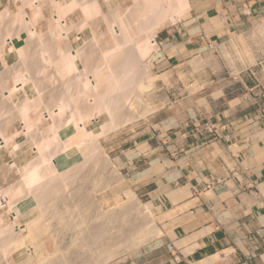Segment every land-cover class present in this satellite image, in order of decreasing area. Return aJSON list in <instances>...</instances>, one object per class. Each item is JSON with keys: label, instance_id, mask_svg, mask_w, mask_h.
I'll list each match as a JSON object with an SVG mask.
<instances>
[{"label": "bare ground", "instance_id": "bare-ground-1", "mask_svg": "<svg viewBox=\"0 0 264 264\" xmlns=\"http://www.w3.org/2000/svg\"><path fill=\"white\" fill-rule=\"evenodd\" d=\"M29 1L27 0V3ZM51 1L57 10L54 19L57 25L45 34L49 36V38L47 37L48 40L58 38V40L63 41L65 48H56L55 57H51L48 51L49 46L43 47L48 52L40 48L39 50L42 51L39 52L41 53L35 52V54L39 55V62L43 60L44 65L54 67L58 75H63L65 71L70 75V79H64L67 75L65 73L64 81L58 79V82L63 84V91L60 90L63 94L61 96L57 92L60 95L54 97L56 100L53 98L55 100L53 103H51L52 100H48L49 104L46 102V105L40 102L42 103L40 106L44 105V110L41 115L38 114L39 119L36 116L37 121L32 120L34 117L31 119L29 110H37L39 105L34 106L32 102H36L39 97L41 99V94L38 95L37 93V97H39L34 98L31 103H24L25 100L21 98L22 95L19 93L31 81H34L32 76L27 75L31 73H19L18 81L20 82L18 85L8 88L2 94L0 92L3 102V106L0 104L3 107V109L0 108V112L2 110L5 114V111L9 112L11 109H16L10 112H17L18 114L17 117L21 125L19 133L26 135V137L29 136L34 141L36 152V156L23 167L24 169L22 168L25 172L24 175H27L23 178V182L20 180L21 183H18L16 189H12V186L7 190H0V195L4 197L3 200H0V207L9 208L10 211L13 207H17V215L12 218L10 226H3V219L0 217V264H10L12 255L22 248L27 249L31 259L20 264H74L76 262L81 264H110L116 257H121V255L136 250L147 242L158 238L161 231L155 221L152 204L142 203L131 190L124 193L125 201L119 203L117 208L115 207L116 209L105 211L102 208L97 199L98 194L112 186L113 181L118 179L120 173L105 150H102L99 140L108 133L119 130L133 121L146 118L155 111L146 100L147 91L152 87L155 78L151 76L149 61L147 63H142V61L145 57H150L153 52L158 51L159 46L155 42L158 29L167 24V21L175 24L181 20L183 14L189 10V2L188 0H134L135 8L132 7L134 12L133 14L130 12L128 21L115 16V13L108 20L103 18L115 44L113 43L112 47L104 49L100 53L101 62L95 64L93 61L94 65L88 66L87 69L84 63L79 62L82 59L80 56L86 52L83 53L81 49L76 50L70 47L68 33L74 29L82 31L85 23L91 19L77 22L79 25L75 24L69 27L66 24V17L67 14L73 13V9L76 7L80 8L82 12L84 11L86 18L100 14L99 0H84L83 2L67 0L65 4H61L58 0ZM104 2L109 5L114 4V0H104ZM36 3L37 0H34L31 5ZM24 7L21 5L19 12L17 11L16 14L12 12V15H7L8 13H5L7 11H2L6 17L4 15L2 17L1 14L3 13H0V18L8 17L7 19L11 21L10 25L12 26L8 31L16 30L15 35L5 31L7 34V55L16 54L17 56H15L19 58L18 53H20L22 59L26 57L24 55L28 56L29 53L27 50L24 51L19 43L21 40L20 31L24 33L21 28L28 31V39L34 38L28 44L33 43L35 38H38L34 25L41 16V10L37 8L36 13L31 17L26 15L22 17L25 13ZM22 12L24 13L22 14ZM89 13L91 14L88 15ZM146 32L153 38L152 43L136 44L135 40ZM259 32L264 34V26L259 28ZM25 37L23 39L26 41L27 36ZM39 40L35 42L37 43ZM42 43L40 41L38 44L42 46ZM93 44L95 46V41ZM53 52L54 48H52ZM30 56L33 55L30 54ZM77 56L79 61L76 59ZM34 57L36 56L34 55ZM1 61L3 62V59ZM38 61V66L35 65V67H39L41 64L42 68H47L42 65L43 62L39 63ZM28 62L26 61L31 66V62ZM197 65L199 67V61L196 62ZM41 67H39L40 70L37 69L40 74L45 70ZM17 68L16 72H19ZM54 68L52 70H55ZM19 70H25V67ZM4 76H6V71H4ZM4 76L2 73L3 79H6ZM29 79L30 82H28ZM0 81L3 82V80ZM33 86L35 85L33 84ZM58 86L60 87V84L56 87ZM43 87L42 85L41 88L44 90ZM54 91L57 90H53L51 97L54 95ZM40 99L38 100L42 101ZM36 103L40 104L38 101ZM0 117L4 118V115ZM2 118L0 119L3 120ZM41 120L50 121L42 130L39 129ZM9 123L10 121L4 122L7 126L10 125ZM70 128L74 133L68 135L66 131ZM50 132H52L51 139L48 137ZM79 135H84L85 138L80 140ZM13 138L14 136H9L7 132L3 131L0 134V148L5 147ZM13 152H10L11 157L15 156ZM11 166H15L14 163ZM119 179L122 180L121 177ZM24 209L28 210L26 218L33 215V211H36L37 214L25 225L18 226L16 224L17 217Z\"/></svg>", "mask_w": 264, "mask_h": 264}, {"label": "crops", "instance_id": "crops-1", "mask_svg": "<svg viewBox=\"0 0 264 264\" xmlns=\"http://www.w3.org/2000/svg\"><path fill=\"white\" fill-rule=\"evenodd\" d=\"M188 2L181 20L156 33L155 77L183 84L176 70L194 56L209 58L215 44L240 48L241 40L251 64L238 75L185 74L184 86L200 80L201 88L185 96L184 133L171 132L160 110L127 149L111 142L122 182L152 204L161 231L121 264H264V0ZM19 145L15 158L0 148V166L32 159L33 149Z\"/></svg>", "mask_w": 264, "mask_h": 264}, {"label": "rangeland", "instance_id": "rangeland-1", "mask_svg": "<svg viewBox=\"0 0 264 264\" xmlns=\"http://www.w3.org/2000/svg\"><path fill=\"white\" fill-rule=\"evenodd\" d=\"M32 1L34 2V0H32ZM32 1H29V3H27V0H16V1L15 0H0V13L2 11L3 12L7 11V12H5V13H8L7 15H12L13 14L12 12H14V14H16L21 5L25 6L24 7L25 9L23 8L24 9L23 11L25 13H27V14H25L24 12H22V14L24 13L22 15V17H24V15L31 17L32 15H34L36 13V11H37L36 9L37 8H40V10H41V16L37 20L36 24L34 25V30L36 31L37 37L40 39L39 40L38 38H35V41L39 40V42L36 43L34 41L33 43H29L28 44V42H32L33 40H31V39H34V38L28 39V35H27L28 31H25V30H23L21 28V30L24 31V33L23 32L21 33L20 28H19V31H20V34H21V38L18 35L19 38L21 39V40H19V43L21 44L20 46L22 47V49L24 51L27 50V52L29 53V54L27 53L28 56L24 55V57L26 56L27 58L25 57L23 59L21 58L22 55H19L20 53H18L19 58L16 57L17 56L16 54H14V55L13 54H8L7 55L8 47L6 48V43H7V41H6V38H7L6 37V35H7L6 32H10V34H14L15 35L16 27L13 28L15 31H13V30H11V31L9 30L8 31V29L11 28V26H12V25H10V22H11V21H9L10 19H7L8 17L7 18H0V50H1L0 51V58L3 57L2 58L3 62L1 61L2 59H0V78L2 77V73H3V76H4V71H6V76H4V78H6V79H3V77H2V79H0V80H3V82L0 81V92L2 94V92L3 93L6 92L8 88H13L16 85H18V83L20 82V81H18L19 80L18 79L19 78V73H21V74L23 73L24 74V73H28L29 72L31 74H27V75L30 76V77L32 76L31 78H32V80L34 79V81H31L30 80L31 78L29 77L30 79L28 80V82H30V81L31 82L28 84V86L25 89H23V91H19V93L22 95L21 98L23 100H25L24 103H31L32 100H34V98L36 99V98L39 97V96L37 97V93H38V95L41 94V99H40V97L38 99L42 100V101H39L37 99L38 103L43 102V104L46 105V102L48 100L49 101L52 100L51 103H53V101L56 100L55 98L57 97V95L61 94V96H62L63 93L60 92V90L62 89L63 84L59 83L60 81L58 82V79L62 81L63 78L65 77L64 73L65 74H67V73L64 71L63 75L60 74L62 76L61 77L60 75H58V72L56 71V69L54 67H51V65L50 66L49 65H47V66L44 65L43 60H42L43 63L39 62L38 59H40V58H39V55L37 56V53H41L39 51L45 50L43 47L49 46L48 47V51L51 54V57H55V49L56 48H65V46L63 45L64 42L58 40V38L48 40L49 36L46 35L47 32L49 31V29L54 28L57 25L54 22L55 21L54 20L55 19V15L57 14V10L52 5V1L51 0H37L38 4L36 3V4L31 5L33 3ZM58 1L61 4H65L67 2V0H58ZM77 1L78 2H83L84 0H77ZM133 2H134V0H114V4L113 5L112 4L109 5V4H106L104 2V0H99L101 13H102L103 16L101 15V13L100 14L98 13L99 16L95 14V15H91L90 18H89V16L86 18V14L84 15V13H83L84 11L82 12V10L80 8H78V7H76V9H73V13L71 12L72 14L71 13L67 14L66 24L69 27L71 25H75V24L79 25L78 23L79 22H83V20L87 21V20L91 19V20L86 22L87 24L85 23V26H83L82 31H80V30L77 31V29L76 30L74 29V30H71L68 33V38L70 40L68 43L70 44V47H72V48H74L76 50L77 49H81V52H83V53L86 52L87 53V54L86 53L84 54L85 57H84L83 54L81 56L78 55L82 59H80V61H79V57L77 56V58H76V59H78L77 61H79L81 63H84L86 65L87 69H88V66H91V65L93 66L94 62H95V64L101 62V57L99 56V55H101L100 53H102L104 49H109L110 47H112L115 44L113 42V39L110 36V33L108 32L109 28L107 30L108 26H106V21L104 22L105 18H106V20H108L109 17L110 18L113 17L112 14L115 13L114 14L115 16L121 17V18H123V19L128 21V19H130L129 15H131L130 12H132V14L134 12L133 9L135 8V6H134L135 3H133ZM132 7H133V9H132ZM110 11L111 12L113 11V12L111 13ZM127 12H129V13H127ZM5 13L1 14V16L3 17V15H4V17H6ZM108 13H109V15H108ZM90 14L91 13H89L88 15H90ZM123 15L124 16L126 15L127 19ZM128 16H129V18H128ZM103 18H104V20H103ZM3 19H6V20H3ZM169 24H171V23L169 21H167V24H165L164 26L169 25ZM87 25H88V27H86ZM164 26H162V27H164ZM17 34H19V33H17ZM22 36H24V37L27 36V40L25 41L26 37H25V39H23L24 37H22ZM45 37L46 38L48 37L47 38L48 41L46 40ZM139 37H140L139 39L135 40L136 44H138V43L142 44V43H145V42H147L148 44L152 43L151 41H152L153 38L147 32L143 33ZM42 39H44L43 40L44 42L46 40V42L50 43V44L48 45L46 42L42 43ZM92 40H93V42H92ZM40 41L42 43V46H40V44H38V43H40ZM94 41H95V46H93L94 45L93 44ZM31 44H33V45H31ZM99 44H100V46H99ZM101 46H102V48H101ZM40 48L42 50H39ZM49 48H50V50H49ZM52 48H54V52L53 53H52ZM33 49H35V50H33ZM98 49L101 50V51H99ZM209 50H211L213 52L212 53L211 51H209V54H210L209 58H208V56L204 57L203 55H196V56H194L191 59V62H190L189 66H188V69L186 71H184V68H179V69L176 70V72L178 73V75H179L180 79L182 80L183 84L186 83L185 74H190L191 73V74H193V76H197L198 77L202 73L206 74L207 70L209 69L208 73H212L213 72L215 74L226 75V76L230 75V74L231 75H238L243 70H247V68L251 64V52L249 51L248 46H247V44L245 43L244 40L240 41V48H239L238 44H236V42H231L229 45H220L219 46V45L215 44L214 48L209 47ZM31 51H32V53H30ZM45 51H47V50H45ZM98 51H99V53H98ZM35 52H37V53L35 54ZM22 54H24V52H22ZM30 54H32L33 56L31 57ZM1 55H2V57H1ZM34 55L37 58L34 57ZM98 57H100V58L98 59ZM33 58H36V60L34 59L36 61V63L34 62ZM94 58H95V60H94ZM207 58L209 60H207ZM18 59H20V60H18ZM29 59H31V60H29ZM149 59H150V57H145L143 59L142 63H147L149 61ZM26 61H29L28 63L31 62V66L29 64H27ZM37 61L39 63H42V65L47 67L46 69H45V67L42 68L41 64H40L39 67H41L43 70L45 69L44 72H42L41 74H40V71H39L40 70L39 67H37L38 66ZM197 61L200 62L199 67H198V65L196 66V62ZM21 63L25 64L26 66L21 64ZM22 65H23V67H22ZM27 65H29V66H27ZM35 65H37V66L35 67ZM32 66L35 67V68H33ZM15 67L16 68L18 67L17 69H18L19 72H16L17 70H16ZM24 67H25V70H22L23 72L19 70L20 68L23 69ZM4 68H7L9 70H7V69L5 70ZM53 68L55 70H52ZM10 69L12 70V72H11ZM37 69H39V70H37ZM13 70H14V72H13ZM26 70H27V72H26ZM28 70H30V71H28ZM244 73H246V72H244ZM67 75H68V77L70 76L69 74H67ZM67 75L64 78L65 80H69L70 79V77L68 78ZM151 76H153L155 78V81H154L152 87L147 91L146 100L149 103V105H151V107L153 109H155V111L153 113L149 114L146 118H140V119H138L136 121H133L132 123H129L128 125H126L125 127L121 128L119 130H116V131L108 133L106 136L101 137L100 140H99L100 146L102 147V150L103 151L105 150V153L110 157L111 160H112L111 154H109V152H108L109 151L108 147H110L111 142H114V144L116 146H121V148L127 149L128 145L131 143L130 141H128V140H130V137L131 136H137L136 138H138L139 136L142 137L143 136L142 134H144L146 132V129H145L146 127L143 126V122L145 120H149V118L151 116H153L155 114H159L160 110H162V112L158 116H159L160 119H162V118L164 119V122L166 123L167 127H169V125H171V127L173 126V129L170 130L171 132L178 133V131H180V132L184 133L183 132L184 129L182 128V127H184L183 124L185 123V119H186V117L184 115L185 114L184 113V104H183L184 103V99H185V96L187 94L195 93L198 90H200L201 86L198 83L200 80H198V82L194 81L192 84L184 86L181 83V81H178V79L176 78L175 75L171 76L172 84H169V80H168L169 76L168 75H164V76H162L160 78H157L151 72ZM188 79H190V77ZM157 80H162V82L161 81L157 82ZM33 82H35L37 84V86ZM33 84L36 87L33 86ZM40 84H41V87H42V85L44 86L43 87V88H45L44 90L41 87L38 88V86ZM59 84H60V87L59 86H58L59 88L56 87ZM53 87H54V89H53ZM58 89H59V91H58ZM37 90H39L40 92L37 91ZM50 90H52L51 91L52 94H53V90H57V91H54V95L52 97H51L52 94L50 93ZM41 91H42V93H41ZM44 91H45V93H43ZM61 91H63V89ZM23 92L25 93V95L27 97L25 95H24L25 97L23 96ZM57 92L60 93V94H58ZM1 94H0V101H1ZM58 97H60V96H58ZM26 100H28V101L26 102ZM43 100L45 101V103H44ZM1 102H0V104L3 106V102L2 103ZM36 102H32L34 104V106L35 105H39V107H42L43 109L39 108V107L38 108L35 107L37 109V110L34 109L35 113H34L33 109H30L31 111L29 110V112L31 114L29 113V115L31 116V119L33 117L35 118V119L33 118L32 120H36L37 121L36 116H37V118L38 117L40 118V116H38V114L41 115V113L44 110V105L40 106L42 103L37 104ZM21 103H22V100H21ZM47 103L49 104V102H47ZM2 106H0V108ZM30 108H32V107H30ZM2 109H3V107H2ZM11 110H16V109H11ZM4 111H5V109H4ZM10 111L9 112L5 111L4 112L5 114H3L2 110L0 112V116L4 115V118H5L4 119V118L0 117V118H2L4 120L3 121V120L0 119L1 120L0 121V130H1L0 132L2 133L4 131V132H7V135L14 136V138L11 140V142L7 143L6 147L4 149H2V150H5L6 152L10 153V152L15 150L14 147H16V145L20 144L19 147H22L23 145L24 146L26 145L29 148L33 149L32 158H34L36 156V152H35V149H34V147H35L34 141L31 140L29 136H27L29 138L28 139L26 137V135H23L22 133H19L20 130H21L20 129L21 125H20L19 118L17 117L18 114H17V112L15 113V112L12 111V113H11ZM6 113H8V114L6 115ZM9 113H11V114H9ZM6 116H9V117H6ZM13 117H14V119L12 120ZM8 121H10V123H9L10 125L9 126L4 124V122H8ZM44 121L45 120H43L41 122V124L39 125V129L41 128L40 130L44 129L45 126L50 122V121H45V122ZM138 125H140V126L138 127ZM177 125H180L181 127H177ZM4 126H5V128H4ZM66 132H67L68 135H71L72 133H74V131L71 128L67 129ZM168 132H169V130L167 131V133ZM47 134H48V132H47ZM144 136H145V134H144ZM48 137H50L49 139H51L52 132L49 133ZM84 138H85L84 135H79V139L80 140H83ZM131 141H132V139H131ZM147 147L148 146L145 145L144 147L143 146L140 147V149H141V151H145L147 149ZM16 149H17V147H16ZM10 155L12 156L11 153H10ZM12 158H15V156L12 157ZM112 162H113V160H112ZM13 163L15 165V162H13ZM13 163H11V164H13ZM11 164H6V165H3V166H0V190H7L9 187L12 188V186H13L12 189H16V186L18 187V183H21V181L24 180L23 178H25V176H27V175H24L25 172H24V170H22V168L25 167L28 163H26L25 165L21 164L20 166H17V167H16V165L15 166H11ZM119 177H121V174H119ZM119 177H118L117 180L113 181L114 183H113L112 186L106 188L101 193H99L98 196H97V199L100 201V204H101L102 208L105 211H108V210L110 211L112 209H116L117 206L119 205V203H123L125 201V196H124L125 194L124 193L128 190V185L126 183L122 182L123 181L122 177H121L122 180L120 181ZM11 188H10V190H12ZM2 198L4 199V197L2 195H0V200ZM7 198H10V196H7ZM20 198H24V197H20ZM137 198L142 203H144V204L147 203V200H145V198H141L139 196H137ZM12 210H13V213H12ZM16 211H17V207H15V208L13 207L11 209V211H10L9 208L5 209V208H1L0 207V217L3 219L2 220L3 221V223H2L3 226H10L12 218L15 217V215H17ZM35 214H37L36 211H33V215H31L29 218H26V216L28 215V210L24 209L19 214V216L17 217L18 221H16V224L18 226L25 225L26 222H29V221H31V219H33L32 217H34ZM155 221H157L156 218H155ZM147 243H149V242H147ZM146 244H144V245H146ZM144 245L140 246L139 248L143 247ZM139 248H137L136 250H138ZM26 250H27L26 248H22V249L18 250L16 253H14L12 255V257H11L10 264H20L22 262H28L31 259V257L29 256L30 253L27 252ZM136 250L130 251L129 253H125V254L121 255V257L120 256L116 257L115 259H113L110 262V264H121L123 261H125V258H127L128 255L133 254ZM74 264H81V263L80 262H78V263L76 262Z\"/></svg>", "mask_w": 264, "mask_h": 264}, {"label": "built area", "instance_id": "built-area-1", "mask_svg": "<svg viewBox=\"0 0 264 264\" xmlns=\"http://www.w3.org/2000/svg\"><path fill=\"white\" fill-rule=\"evenodd\" d=\"M206 130H207V132H208L209 134L212 135V134L215 133L216 128H215L214 126L209 125V126L206 127Z\"/></svg>", "mask_w": 264, "mask_h": 264}]
</instances>
